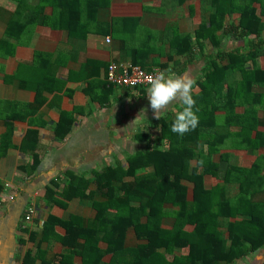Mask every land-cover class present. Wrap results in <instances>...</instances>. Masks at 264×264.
I'll use <instances>...</instances> for the list:
<instances>
[{
	"label": "trees",
	"instance_id": "16d2710c",
	"mask_svg": "<svg viewBox=\"0 0 264 264\" xmlns=\"http://www.w3.org/2000/svg\"><path fill=\"white\" fill-rule=\"evenodd\" d=\"M13 1L12 17L0 38V50L7 48L5 55L13 53L29 26L62 28L69 37L85 36L91 31L89 23L96 22L98 8L105 4L100 0ZM200 2L206 13L192 34L171 29L169 39V59L174 54L185 56L184 61L174 62L176 73L203 59L193 93L198 126L183 136L173 133L171 124L180 108L176 105L152 120L147 132L135 136L141 147L125 156V164L105 165L92 178L66 172L67 181L59 191L47 187V201L65 207L73 198L86 199L94 210L90 219L49 214L35 231L43 241L62 245V253L54 257L57 264H74L75 256H80L81 264H240L264 247V116L259 115V110L264 112V0ZM47 6L52 7L50 16L43 14ZM123 20L137 22L136 18ZM113 33L122 44L126 41ZM225 38L242 44L223 48ZM207 46L211 49L205 53ZM146 51L136 47L127 54L132 64L149 71L152 63ZM156 64L161 70L167 67ZM6 124L0 156L11 146L12 125ZM235 150L245 155L246 162L233 159ZM214 155H219L218 160ZM206 177L213 182L207 185ZM53 182L59 187L57 178ZM34 256L28 253L24 264Z\"/></svg>",
	"mask_w": 264,
	"mask_h": 264
},
{
	"label": "crops",
	"instance_id": "0c3cea01",
	"mask_svg": "<svg viewBox=\"0 0 264 264\" xmlns=\"http://www.w3.org/2000/svg\"><path fill=\"white\" fill-rule=\"evenodd\" d=\"M100 1L105 4L98 8L96 22L89 23L91 31L85 36L69 37L62 28L29 26L12 54H4L7 48L0 50V137L7 130L6 122L12 125L11 146L0 156V264H24L28 253L40 258L34 256L27 264H57L54 257L62 253V245L43 241L35 231L49 214L90 219L94 210L86 199L73 198L65 207L47 201L46 188L59 191L67 181L66 172L92 178L105 165L125 164V156L141 147L135 136L147 132V125L156 119L147 98L148 87L126 89L108 84L107 66L131 63L127 53L140 47L142 52L149 50L147 60L152 68L158 67L157 62L174 68V62L184 61L185 56L174 54L169 59L171 29L192 34L206 13L200 0ZM14 8L13 0H0V38ZM43 14L50 16L52 7L47 6ZM123 18H136L137 22ZM113 31L126 41L122 44ZM236 43L225 38L221 47ZM210 49L207 46L204 52ZM203 65V59H198L181 73L172 72L197 81ZM176 105H180L178 101L162 115ZM259 115L264 116L261 111ZM232 153L233 159L240 156L246 162L242 152ZM218 157L214 155V160ZM33 160L37 162L32 167ZM56 178L59 187L54 185ZM209 179L211 184L213 179ZM55 230L64 234L61 227ZM128 238L133 240L132 233ZM261 253L264 262V247ZM258 261L254 259V264ZM73 262L81 264L80 256Z\"/></svg>",
	"mask_w": 264,
	"mask_h": 264
},
{
	"label": "clouds",
	"instance_id": "9594fccd",
	"mask_svg": "<svg viewBox=\"0 0 264 264\" xmlns=\"http://www.w3.org/2000/svg\"><path fill=\"white\" fill-rule=\"evenodd\" d=\"M147 98L151 110L156 119H160L164 111L174 101H178L180 108L175 113V119L171 124V131L183 136L190 130L195 129L199 123L194 99L196 80L187 74L172 72V66L163 70L153 69V74L148 77Z\"/></svg>",
	"mask_w": 264,
	"mask_h": 264
},
{
	"label": "built area",
	"instance_id": "2783aa9c",
	"mask_svg": "<svg viewBox=\"0 0 264 264\" xmlns=\"http://www.w3.org/2000/svg\"><path fill=\"white\" fill-rule=\"evenodd\" d=\"M106 42H110V38H106ZM158 68V67H156ZM153 69L147 71L138 65L131 63H114L111 62L107 66L105 79L108 84L114 86H121L128 89H135L137 87H149L148 77L153 74ZM2 200L0 199V207ZM31 212V211H30ZM30 214L25 216L26 219Z\"/></svg>",
	"mask_w": 264,
	"mask_h": 264
},
{
	"label": "rangeland",
	"instance_id": "374dc122",
	"mask_svg": "<svg viewBox=\"0 0 264 264\" xmlns=\"http://www.w3.org/2000/svg\"><path fill=\"white\" fill-rule=\"evenodd\" d=\"M236 44H242V42H237ZM232 45L230 44H228V47H231ZM260 111V110H259ZM262 113V115H264V112H261ZM235 155H236V153H235ZM241 157L239 156V157H236V160H241L240 159ZM209 178L208 177H206V183L207 184H209L210 182H211V180H210V182H209ZM191 197V195H190V191H189V194H188V198H190ZM165 223L166 224H168V225H170V220L169 219H166L165 220ZM130 240H131V238H130ZM261 250L262 249H260V250H258L257 252H256V254L253 256V258L252 259H250L247 263L246 262H241L240 264H254V259L256 260V259H259V261H258V263L257 264H264V262L263 261H260V258L261 257H263V253H261Z\"/></svg>",
	"mask_w": 264,
	"mask_h": 264
}]
</instances>
